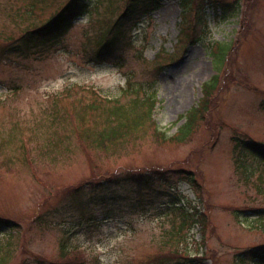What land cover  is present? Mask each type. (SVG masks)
Masks as SVG:
<instances>
[{"label":"rangeland","instance_id":"374dc122","mask_svg":"<svg viewBox=\"0 0 264 264\" xmlns=\"http://www.w3.org/2000/svg\"><path fill=\"white\" fill-rule=\"evenodd\" d=\"M34 2L0 0V47L46 25L63 0L37 3L31 13ZM158 2L126 34L125 49L107 62L91 58L104 26L97 13L105 4L29 54L0 58V218L20 225L10 264H149L176 250L164 231L178 215L157 205L131 211L112 203L104 207L110 209L108 222L92 228L83 221L81 230L69 229L74 218L66 221L64 213L53 217L51 210L74 187L119 169L165 170L167 182L154 187L167 195L180 193L186 208L195 207L203 225L190 230L183 254H198L204 264H233L237 252L264 246V216H233L234 210L264 209V186L255 178L260 170L248 176L250 167L248 173L238 167L233 149L236 137L264 144V0H204L202 13L192 5L184 34L181 0ZM121 6L119 0V12ZM221 6L238 10L224 18ZM219 43L230 48L220 65L215 58ZM118 57L121 67L116 69L111 63ZM217 74L220 81L208 110L185 141L146 137L106 154L82 144L88 145L78 134L83 103L128 101L132 93L122 91L127 78L135 88L156 89L155 120L173 135L184 122L179 117L200 101L202 84ZM54 108L66 120L53 126ZM96 125L85 114L84 126ZM66 133L69 139L48 153L51 138ZM180 170L191 171L199 188L187 187L172 173ZM101 213L98 209L94 215L101 218ZM7 239L0 236V244Z\"/></svg>","mask_w":264,"mask_h":264},{"label":"trees","instance_id":"16d2710c","mask_svg":"<svg viewBox=\"0 0 264 264\" xmlns=\"http://www.w3.org/2000/svg\"><path fill=\"white\" fill-rule=\"evenodd\" d=\"M119 0H109L106 3L103 0H63L58 6L57 12L50 18L46 25L26 31L18 39L11 41L10 44L0 47V58L10 57L16 54L26 55L40 42L49 36H58L66 32L68 28L79 18L88 17L99 5L105 4L104 9L97 13L100 16L99 20L104 25L101 33L96 37L95 41L97 48L93 49L91 58L99 59L102 62H107L110 58H114L119 51L125 49V41L128 43L127 33H130L131 27L137 23H142L143 18L149 17L150 12L156 9L159 5L158 0H120L122 2V10L119 12L117 3ZM44 3L45 0H35L32 5V12L37 3ZM204 0H181V23L183 34L190 23L187 20L188 10L195 6L197 13L204 11ZM238 7L234 6L231 11H237ZM237 9V10H236ZM221 11L224 18L231 15V11L226 7L221 6ZM30 13V14H31ZM202 14L198 17V21L202 19ZM246 25V22H243ZM220 44V43H219ZM121 47V48H120ZM1 50H4L1 51ZM230 50L229 45L220 44L218 47L217 64H223L227 58V53ZM111 63L116 69L121 67L120 57L114 59ZM109 68V67H106ZM220 79L214 75L201 86L202 97L198 104L191 108L186 114L179 117L184 119L183 125L179 127L177 134L168 136L164 129H161L155 120V111L158 108L159 101L156 98V89H144L139 86L135 88L127 78V85L123 86V92H130L132 96L128 101H120L118 99H103L93 98L83 103V110L79 115L77 122L82 125L78 134L84 137L86 145L82 140V144L91 150L101 153H110L116 148L128 142H138L146 137H149L157 142L178 140L185 141L191 131L195 128L196 120L202 118L208 110V104L217 89ZM126 82V81H125ZM85 114H88L96 126H84ZM51 125L60 124L66 120V117L61 116L59 111L54 108L50 112ZM69 133H66L62 138H51V141L46 145L48 153H54L59 142L69 139ZM5 144V143H4ZM1 146V143H0ZM233 149L238 156V167L243 168L244 172L248 173L250 167V174L253 170H260L256 175L258 183L264 186V144L257 143L249 139H240L238 137L233 139ZM23 152L22 156L25 157ZM55 156V155H54ZM250 158V160H248ZM248 167V168H247ZM252 168V169H251ZM167 171L145 169L144 171H132L119 169V172H108L101 175L100 179H89L80 183L72 189L65 198L61 200L59 205L51 210L53 217L66 215V221L74 218V224L71 228L83 229L84 222L87 221L88 227H98L99 221L109 220L110 209H104L112 203H123L128 205L131 211H138L146 207V210L151 206L157 205L164 213H177L178 221L174 225L164 231L165 237L176 246V250H172L165 257L156 260L149 264H203L204 258L199 255H185L183 248L187 247L190 229L195 225H200L202 228V221L198 220V212L195 207L191 209L186 208L184 197L180 193H167L155 189L150 184L167 182L164 174ZM172 173L180 176L189 188H199L197 180L191 171H173ZM247 176V178H248ZM98 178V177H95ZM161 184V183H160ZM169 190H175V185H169ZM164 192V194H162ZM172 192V191H171ZM162 196V198H160ZM161 201L159 205L158 201ZM100 209L102 211L101 218L96 217L95 211ZM264 216V209H249V210H234L233 216L239 219L240 216ZM95 216V217H94ZM66 221H63L64 223ZM63 224V223H61ZM60 224V225H61ZM20 229L19 223L15 220L0 218V236H7V240L0 244V264H10L15 257L16 245L14 238H16V231ZM67 229V232L69 231ZM15 232V234H14ZM19 264H25L21 262ZM52 264H81V263H52ZM233 264H264V246L249 247L245 250L239 251L233 256Z\"/></svg>","mask_w":264,"mask_h":264}]
</instances>
